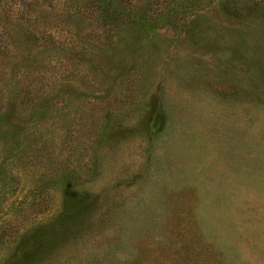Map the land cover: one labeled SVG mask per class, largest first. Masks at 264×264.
<instances>
[{"label":"rangeland","instance_id":"rangeland-1","mask_svg":"<svg viewBox=\"0 0 264 264\" xmlns=\"http://www.w3.org/2000/svg\"><path fill=\"white\" fill-rule=\"evenodd\" d=\"M0 264H264V0H0Z\"/></svg>","mask_w":264,"mask_h":264}]
</instances>
